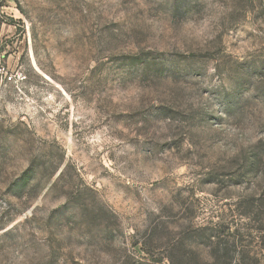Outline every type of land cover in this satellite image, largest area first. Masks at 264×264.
<instances>
[{"label":"rangeland","instance_id":"1","mask_svg":"<svg viewBox=\"0 0 264 264\" xmlns=\"http://www.w3.org/2000/svg\"><path fill=\"white\" fill-rule=\"evenodd\" d=\"M0 264H264V0H0Z\"/></svg>","mask_w":264,"mask_h":264},{"label":"built area","instance_id":"2","mask_svg":"<svg viewBox=\"0 0 264 264\" xmlns=\"http://www.w3.org/2000/svg\"><path fill=\"white\" fill-rule=\"evenodd\" d=\"M22 74L10 72L3 67H0V93L5 91L10 86L22 81Z\"/></svg>","mask_w":264,"mask_h":264}]
</instances>
